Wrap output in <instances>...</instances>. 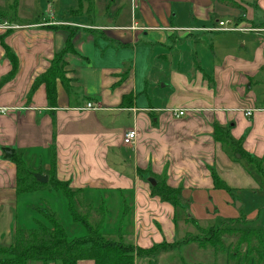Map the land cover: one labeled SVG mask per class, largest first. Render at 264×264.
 <instances>
[{"label": "crops", "instance_id": "0c3cea01", "mask_svg": "<svg viewBox=\"0 0 264 264\" xmlns=\"http://www.w3.org/2000/svg\"><path fill=\"white\" fill-rule=\"evenodd\" d=\"M46 1L51 17L21 20L20 13L9 16L12 20H0V36L4 24L18 27L2 39L15 55L17 68L0 88V247L11 245L22 222L15 221L16 211L25 200L15 194V167L3 158L1 149H14L26 161L25 153L40 148L47 157L35 165L45 170L53 132L55 178L71 189L96 190L105 199L127 195L128 234L137 247L172 243L177 233L178 210L150 194L149 179L157 182L154 177L181 189L183 215L192 218L199 212L209 216L204 212H212L214 200L221 197L211 172L229 187L245 174L257 184L255 190L231 188L246 190L258 201L255 207L264 204L259 175L253 179L240 169L230 150L212 138L214 124L228 127L235 140H242L244 151L264 161V105L249 103L232 89L239 82L254 81L264 66V0H142L133 14L128 0L114 20L109 13L98 18L91 12L85 15L89 6L83 2V13L77 14L78 1L69 9L58 0ZM55 4H59L58 16L51 12ZM121 15H129V21ZM220 22L238 29L236 33L254 34L251 60L224 46L220 62L207 71L194 56L182 69L174 61V42L197 44L199 39L172 32L227 33L216 30ZM70 37L76 43L65 59L69 89L57 82L56 107L49 108L43 85L30 98L29 92ZM237 42L243 48L247 43L245 37ZM208 48L212 52V45ZM10 69L0 47V79ZM87 103L100 109L79 110ZM179 109L187 110L185 117L173 116L172 111ZM246 110L253 111L251 116L244 115ZM130 130L136 132V139L126 146L122 137Z\"/></svg>", "mask_w": 264, "mask_h": 264}, {"label": "trees", "instance_id": "16d2710c", "mask_svg": "<svg viewBox=\"0 0 264 264\" xmlns=\"http://www.w3.org/2000/svg\"><path fill=\"white\" fill-rule=\"evenodd\" d=\"M78 9L81 3L88 0H77ZM220 1V0H219ZM228 1V0H221ZM0 17L3 15L0 13ZM4 57L10 64L9 73L0 79V88L16 73L17 60L12 51L1 41ZM73 53V46L68 39L64 48L56 52L49 62L47 70L32 84L29 98L34 91L43 85L49 108L56 107V83L68 91L66 78V56ZM211 81L209 75H204ZM54 121L52 127L54 129ZM212 138L215 142L228 147L234 161L244 160L260 177V186L264 188V161L250 155L242 148V140H235L228 127L213 125ZM54 132L47 160L48 168L43 172L33 168L20 153L15 152L8 160L15 167V194L25 197L32 194L55 192L66 202V211L73 224L84 229V235L70 238L68 232L60 223L57 213L51 210L36 209V216L31 219L32 226L19 227L12 235V243L8 247H0V264H78L80 261H91L93 264H134L137 258H146L152 262L159 253H171L180 250L184 245L194 244L200 250L210 249L214 254L221 253L225 264H264V228L232 229L216 225L202 226L198 220L186 215L185 221L193 226V232H187L176 242H162L150 248L143 249L122 240L120 234L117 240L104 233L108 216L107 199L98 196L96 190L71 189L67 182L55 178V157L53 153ZM238 156V157H237ZM34 173L46 175L48 181L42 184L33 177ZM140 174L141 171H138ZM157 182L150 189L152 197L168 203L175 210H184L181 189L169 187L163 177H154ZM213 187L227 194L232 189L227 186L214 172H211ZM234 191V189H233ZM121 221L118 227L125 223L128 208L127 200L121 194ZM185 264V263H183Z\"/></svg>", "mask_w": 264, "mask_h": 264}, {"label": "rangeland", "instance_id": "374dc122", "mask_svg": "<svg viewBox=\"0 0 264 264\" xmlns=\"http://www.w3.org/2000/svg\"><path fill=\"white\" fill-rule=\"evenodd\" d=\"M31 1L32 0H0V13L3 15V18L0 17V20L5 18L7 20H12L11 17L15 15L20 17V13H23L24 15L22 18H20L21 20L31 19L40 21V18H43L44 16H46V18L52 16L51 13H47L48 9L46 7L48 1L34 0L36 2L33 7H31ZM57 2L63 3V6H66V8L69 9L71 8L70 4L74 2L76 3L77 0H58ZM127 2L128 0L84 1L83 3L89 6V10L84 9V13L86 15L88 12H91L92 15L97 18L102 16V14L106 16V14L109 13V16L112 18V20H114L119 12L120 14L122 13L121 9ZM58 5L59 4H55L52 8L53 11H51L55 13L56 16L60 14V11H58L56 8ZM82 8L75 10V13H83ZM120 18L126 19L124 20L126 22L130 19L129 15H121ZM3 26H5L6 28L1 27L2 32L4 31L5 34L3 33V35L0 36V47H2L1 41H3V36L6 35V33H9L8 31H12L15 29V27L11 25L4 24ZM175 30L173 32L171 31L175 36L183 35L184 37H186V35L190 34V36L193 35L197 37V39H199V43L197 42V44L193 42L190 43L188 41L184 42V39L180 40V42H174V61L180 62V66L182 67V69L183 63L185 61L191 62L189 57L194 56V61L196 63H201L203 71H207L214 62H220V47L223 48L224 46L226 47V49L230 48L232 54L238 55L241 58H248V60H251L252 54L250 53L254 47V43L251 41V37L252 35H254L252 33H182ZM55 37L57 39L59 38L57 37V35H55ZM66 37L67 35H65V38ZM242 37L246 38L247 43L245 44V48H243L242 46L243 43L241 44L237 42V40H240ZM69 40L72 44L76 43L75 41H72L71 37L69 38ZM209 45H212V52H210L208 48ZM85 46L88 45L86 44ZM74 63L75 60L73 61V64ZM5 75L6 74H4L3 76ZM253 78L254 81H247V83L239 82L233 85L232 89H238L237 93L238 95L240 94L242 96L243 100L248 98V101H246L249 103H253L254 105H264V66L262 67V69L257 71ZM226 149H228V147H226ZM27 154L28 153H25L26 162L32 164L31 166L33 168L35 167L36 169H39L43 172V165L35 164L44 161L47 157V154L45 156L44 152L40 148H36L33 153H29L28 155ZM238 162L242 167L240 169H242L243 171L245 170L248 174L250 173L249 175L253 179H259L254 169L250 165H247L244 160H238ZM249 175L248 177H250ZM237 185L241 188H248V191L250 192L255 190L253 188H256L257 184L254 182V180L247 178L245 174H239L237 182H234V184L231 183L230 186L235 188V186ZM245 192L246 190L233 191L232 189V193L227 194L224 191L219 190L218 193L221 195V197L215 199L214 205L212 204L213 208L215 209L210 213L204 212L205 214H209V216L204 217L199 212L198 217L194 219L198 220L199 224L202 226L216 225L223 228L231 227L232 229L264 228V204L259 207H255L258 201L254 198H250L251 194H247ZM24 199V202L22 200L20 201V205L18 206V210L16 211L17 219H15V221L17 220L18 223L22 221L20 222V227L29 228L30 226H32L31 219L36 216V209L51 210L57 213L60 223L66 229L70 238L80 237L84 235V229H82L78 225L73 224L70 220L66 211V202L61 195L55 192H47L42 194L36 193L25 196ZM126 205L129 209L131 205L129 200H127ZM106 207L109 214L106 218V224L103 230L104 233L109 234L110 238H112L113 240H117L119 235L118 231L121 230L123 231V234H120L122 240L131 243V237L130 234H128V231H130L131 229L130 212L127 213L126 219L123 222L126 226H122L121 228H119L118 223L121 221V213L119 212L122 207L121 200L111 196L110 199L107 198ZM183 211L178 209L176 216L177 233L175 237L173 235L174 238L172 239V242L179 241L180 239H182L185 233L194 231L193 226L185 221L186 217L185 215H183ZM171 235L172 234H170V237L168 238H171ZM136 261L137 264H225L224 256L221 253L214 254L210 249L200 250L194 244L184 245L180 250H177L176 252L159 253L154 258H152V262H149V260L146 258H137Z\"/></svg>", "mask_w": 264, "mask_h": 264}, {"label": "built area", "instance_id": "2783aa9c", "mask_svg": "<svg viewBox=\"0 0 264 264\" xmlns=\"http://www.w3.org/2000/svg\"><path fill=\"white\" fill-rule=\"evenodd\" d=\"M142 0H129V6H130V10L131 13L133 14L134 11L138 10L139 5L141 3ZM132 21H133V17H132ZM133 26L132 29L135 28V23L132 22ZM2 28H6L5 26H2ZM18 28V27H15ZM218 32H235V31H239L238 29H236L235 27H228L226 26V23L220 22L218 23V28L216 29ZM100 107L92 104V103H87V105L84 108H80L79 110H88V111H97L99 110ZM253 111L252 110H246L244 112V115L246 117L251 116V113ZM173 116L175 118H183L186 116L187 110L185 109H179V110H173L172 111ZM136 139V132L133 130L127 131L123 137H122V143L126 146L132 145L134 143Z\"/></svg>", "mask_w": 264, "mask_h": 264}, {"label": "water", "instance_id": "95a60500", "mask_svg": "<svg viewBox=\"0 0 264 264\" xmlns=\"http://www.w3.org/2000/svg\"><path fill=\"white\" fill-rule=\"evenodd\" d=\"M2 153H3V158L5 160H9L11 158V156L14 154V150H12L10 148H2ZM33 177L36 179L37 182L42 183V184H46L48 181V177L46 175L34 173ZM149 182L152 186L156 185V181H154L152 179H149Z\"/></svg>", "mask_w": 264, "mask_h": 264}]
</instances>
